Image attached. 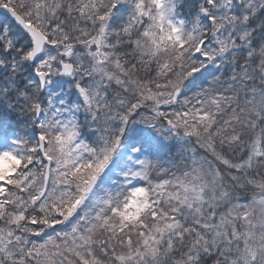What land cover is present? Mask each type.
<instances>
[{
    "label": "snow or ice",
    "instance_id": "obj_1",
    "mask_svg": "<svg viewBox=\"0 0 264 264\" xmlns=\"http://www.w3.org/2000/svg\"><path fill=\"white\" fill-rule=\"evenodd\" d=\"M0 264H264V0H0Z\"/></svg>",
    "mask_w": 264,
    "mask_h": 264
}]
</instances>
